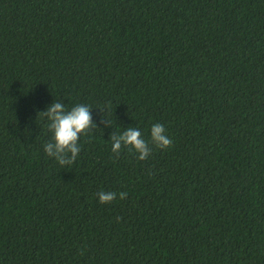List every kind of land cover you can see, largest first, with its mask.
Masks as SVG:
<instances>
[{"label": "trees", "instance_id": "1", "mask_svg": "<svg viewBox=\"0 0 264 264\" xmlns=\"http://www.w3.org/2000/svg\"><path fill=\"white\" fill-rule=\"evenodd\" d=\"M54 101L99 126L71 165ZM0 264H264V0H0Z\"/></svg>", "mask_w": 264, "mask_h": 264}, {"label": "clouds", "instance_id": "2", "mask_svg": "<svg viewBox=\"0 0 264 264\" xmlns=\"http://www.w3.org/2000/svg\"><path fill=\"white\" fill-rule=\"evenodd\" d=\"M92 108L85 104H76L71 109L64 103L54 101L45 111H41L46 117L47 128L52 133V139L44 145V151L49 157H54L61 166L71 165L81 152V136L88 135L98 124L93 122ZM103 116L101 122L111 126L104 116V110L100 109ZM99 127V126H98ZM151 140L146 141L142 132L137 128L128 127L122 133L111 134L112 151L119 156L123 148L134 150L138 153L139 160H146L153 151L154 145L158 149L166 150L173 145L172 139L167 135L166 128L160 123L152 125L150 130ZM101 204H110L117 198L116 192L100 191L97 193ZM120 199H126L127 192H120Z\"/></svg>", "mask_w": 264, "mask_h": 264}]
</instances>
